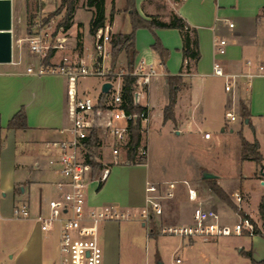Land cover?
Returning a JSON list of instances; mask_svg holds the SVG:
<instances>
[{"label":"crops","instance_id":"crops-1","mask_svg":"<svg viewBox=\"0 0 264 264\" xmlns=\"http://www.w3.org/2000/svg\"><path fill=\"white\" fill-rule=\"evenodd\" d=\"M10 1L11 22L15 16L25 21L29 0ZM114 1L109 10L105 3L109 33H129L131 22L126 19L129 15L119 7L123 0ZM112 5L115 11L109 20ZM135 7L146 20L156 17L166 23L173 14L182 17L195 29L200 53L191 71L182 72L173 121H164L163 108L168 103L165 75L178 74L185 64L181 33L177 28H154V35L169 51L163 66L151 47L153 35L146 28H137L134 66L154 71L141 97L149 123L158 118L162 124H169L172 133L185 136L192 148L203 145L212 151L218 147L223 133H234L238 138L241 134L247 141L258 143L262 160L259 164L251 159L242 160L239 138L238 167L229 172H220L199 160L181 176L160 180L151 175L147 164L111 165L100 187L90 184L88 201L91 205L115 203L122 209H131L133 216L124 221L105 223L101 264H158L159 261L162 264H250L245 252H250L253 259L261 260L264 238L259 234L244 231L218 238H183L161 233L158 229L162 225L190 223L196 202L188 199L183 180L197 190L199 200L204 196L213 202L221 223L232 224L239 220L236 211L213 195L208 183L201 178L203 171L215 174V183L239 210L251 217L253 224L262 228L258 205L264 192L259 182L264 172V76L257 73V66L264 64V0H135ZM79 10L85 9L76 8L72 23L64 34L67 52L72 51L75 41L76 45L80 41L83 57L86 34L93 42L89 32L91 11L85 10L87 16L81 18ZM22 11L23 19L20 17ZM39 11L42 12L41 5ZM230 22L233 27L228 26ZM218 38L227 42L223 55L215 52L214 41ZM11 55L10 62H0V264H53L57 258L59 224L42 231L36 216L39 210H46L48 199L55 195L53 183L60 178L57 165L49 162L57 157V150L50 143L67 136V81L57 75L27 74L28 60L21 64L22 57L13 54V35ZM29 59L33 64L37 62L32 55ZM216 59L225 73L240 75L234 96L224 91L223 77L212 72ZM117 62L126 66L123 51ZM110 83L118 90L122 87L120 77H114ZM240 102L248 113L246 118L240 114ZM228 107L234 108V121L225 117ZM21 108L27 127L8 129L9 120ZM205 132L210 133L209 138L204 137ZM245 162L251 166L243 173ZM147 181L178 182L174 195L163 201L162 214L155 219V237L149 236L150 222L145 223L136 212L144 205ZM237 192L240 201L235 199ZM21 203L27 204L28 217L13 215V207ZM134 224L143 228V232H133Z\"/></svg>","mask_w":264,"mask_h":264},{"label":"built area","instance_id":"built-area-1","mask_svg":"<svg viewBox=\"0 0 264 264\" xmlns=\"http://www.w3.org/2000/svg\"><path fill=\"white\" fill-rule=\"evenodd\" d=\"M47 24L42 19H34L30 32L25 37L29 51L38 57L35 64L26 66V73L35 76L57 75L67 81V136L52 141L50 145L57 150V157L50 160L58 167L60 178L53 183L55 195L48 199L46 210H39L36 219L42 231L49 230L55 223L59 224V238L57 243V258L53 264H101L103 227L106 222L129 219L133 216L131 209H122L115 203L104 205H91L88 202V190L94 183L98 188L106 180L111 165L131 164L126 158L127 142L129 137L128 124L130 121L140 120L141 140L136 147L135 164H146L148 149L142 140V133L147 132L149 126L148 111L141 104V97L154 71L135 65L132 74L136 76L135 89L132 92L133 105L145 107L138 114L127 113L121 89L111 86L109 91L101 98L93 100L84 92L77 89V81L88 76H102L109 74L110 66L106 67L105 60L110 56L109 26L98 28L93 34L91 64L83 61L81 49L78 53L64 52L68 49L67 37L62 27H58L55 35L47 33L44 27ZM233 27V23H228ZM227 42L224 38L214 41L215 52L223 55ZM49 49L54 52L47 63L43 62ZM60 56L53 61L57 53ZM80 54V55H79ZM107 70V71H106ZM127 71L120 69L112 71L113 77H120ZM214 75L223 77L224 91L234 96L238 86L239 74L225 73L218 59L213 62ZM257 73L264 76V64L257 66ZM111 74V75H112ZM250 77L248 85H250ZM111 82V80H105ZM225 117L234 121L236 115L234 108L225 110ZM98 130L99 144L95 147H104L103 141H109L110 161L102 162L94 158L103 166L94 178L91 177L92 165L87 160L89 153L86 141L90 139L93 128ZM210 133L205 132L204 137L209 138ZM125 151V157L123 156ZM263 171V169H262ZM264 188V176L259 178ZM187 187V196L190 201L196 202L192 211L191 221L188 224L174 226H159V232L177 235L183 238L208 237L218 238L226 235H239L246 231L253 233L251 217L239 218L232 224H223L218 214L210 206L198 199L197 190L188 181L183 180ZM177 181L151 182L145 184L144 205L140 208L138 216L149 223L162 214L163 201L174 195ZM236 201H240V194L235 193ZM15 217H28L30 215L27 204L21 203L13 207ZM150 227V226H149ZM151 230V227H150Z\"/></svg>","mask_w":264,"mask_h":264},{"label":"trees","instance_id":"trees-1","mask_svg":"<svg viewBox=\"0 0 264 264\" xmlns=\"http://www.w3.org/2000/svg\"><path fill=\"white\" fill-rule=\"evenodd\" d=\"M124 7L123 10L126 11L129 15V19L131 22V31L129 33L117 32V33H109V44H110V59L111 66L117 60L118 55L123 51L126 55V73L121 76V95L123 98V106L127 113L138 114L145 107L140 105H133L132 103V92L135 89L136 84V76L132 74L134 69L135 57L137 55V51L134 44V33L138 27H147L151 31L156 27H167V28H177L181 33L182 38V48L181 52L183 54V58L185 59V64L183 66V71L181 70L176 75H165V80L168 87V103L163 108V120H172L174 119L173 110L175 106L177 91L179 86L182 83V72H190L191 68L197 63L200 53L198 49V42L196 38V32L194 28H191L185 20L173 14L168 22H162L156 17H151L149 20L143 19L138 14L135 7V0H123ZM77 0H59L58 5L52 11L50 15H57L62 12V16L58 22V27H62L63 30H66L70 27L72 23V18L74 12L77 8L76 6ZM31 0L27 1V30L30 32L31 25L36 18L34 13L30 10ZM86 5L92 8V18L89 23V32L90 34H94L95 31L104 27L106 24V17L104 13V0H86ZM36 9V8H35ZM114 7L112 5L111 11L109 14V20H112L114 14ZM262 14L264 15V8L262 10ZM45 19V17H44ZM47 19V18H46ZM155 37V41L152 44V49L157 53L161 64L164 66L165 61L168 57L169 51L165 49L160 40ZM77 46L80 48V41L77 42ZM52 56V51H50L47 55V60ZM45 61L44 63H47ZM107 93V92H106ZM104 92L100 93V102L101 98L104 96ZM240 114L243 118L248 116L245 106L240 102ZM26 116L23 108L18 110L12 118L9 120L7 128H26ZM128 142H127V150H126V158L134 163L136 147L138 146L141 140V132H140V120L137 118L135 121H130L128 124ZM240 145H241V159H251L256 164H259L262 160L260 153L258 152V143L256 141L249 142L247 141L241 134L239 135ZM98 130L96 127L93 128L90 139L86 141V146L88 147L89 153L87 155V160L92 165L91 177L94 178L98 175L102 168V164L97 162L94 158L95 156V147L99 144ZM2 143L0 142V149ZM205 182L208 183V186L213 193V195L225 202L230 208L236 211L241 218L247 217L241 210L237 208L236 205L230 200L228 195L215 183L214 179H204ZM259 215L262 219V228L259 229L256 224H253V234H259L264 238V192L261 196L260 203L258 205ZM151 230L149 232V236L155 237L157 235L156 225L151 220L150 222ZM247 257L250 259V264H264V257L261 260L253 259L250 252H245ZM158 259V257H157Z\"/></svg>","mask_w":264,"mask_h":264},{"label":"rangeland","instance_id":"rangeland-1","mask_svg":"<svg viewBox=\"0 0 264 264\" xmlns=\"http://www.w3.org/2000/svg\"><path fill=\"white\" fill-rule=\"evenodd\" d=\"M58 3L59 0H31L29 7L31 12L34 13V15L36 16L35 19L37 18L42 19L44 23L47 24L44 27V29L46 30L47 33L52 32L53 36L55 35L56 30L58 28L57 25L62 16V12L57 15L49 16V14L52 13V11L56 8ZM105 3H107V10H109L110 3L115 4V1L104 0V13H105ZM40 5L42 12L39 11ZM76 6L77 8H82L91 11V18H92V8L86 5V0H77ZM119 7H121V11H123V7H124L123 1L120 3ZM85 10H79L78 14L81 18L82 15L84 17L87 16V12ZM26 14H27V9H26ZM23 16L24 15L22 11L20 13L21 19H23ZM127 18L129 17L126 16V19ZM123 28L126 27L123 26ZM138 28H146L147 30H149V32L153 35L155 41L154 28L152 31L147 27H138ZM28 33L29 32L27 30V15L25 17V21L24 20L20 21L18 17L15 16L13 18L12 28H11V34L13 35V54L15 57H18L19 55L22 57L23 61L21 64L24 63V60L25 61L28 60V64H33V62H31V60L29 59L31 55L33 57H36V61H38V57L29 51L27 41L25 40V37L28 35ZM71 48L72 51L78 53L77 50L78 47L76 45V41L71 46ZM50 51H52L53 54L54 49H49L48 53ZM64 52H67V50H65ZM91 53L94 54L92 50V38L90 35L86 34L83 44V61L87 65L91 64V59H90ZM59 56L60 54L58 52L55 58L53 59V61H57ZM79 57H81V55ZM46 58L43 59V62L50 61L51 57L48 60ZM117 60L113 66H111L110 56L105 60L104 63L106 64V67L110 66L109 74L106 75L105 77L88 76L78 79L77 81L78 91L80 93L84 92V94H87L93 100L97 99V97L101 93V87L105 82V80L106 79L112 80L114 78L112 71H119L120 69L126 70V66L119 64ZM222 135H223L222 140L219 142L218 147H216L213 151L210 149L206 150L205 146L203 145L200 148L199 147L192 148L188 144L187 138L185 136L176 135L172 133L169 124L166 123L162 124V122L158 118H153L151 123H149L147 132L144 131L142 133V140L146 144L148 149V160L146 164L150 168L149 171L151 175L154 176V178H158L160 180H167L169 178L178 177L181 176L187 170L191 169L190 167L193 166V164L199 163L200 162L199 160H202L203 163L207 164L208 166H211L214 169L219 170L220 172H229L233 170V168H237L239 161L238 160L239 138L234 133H223ZM103 144H105V146L101 148H96L95 153L99 161L109 162L111 156L109 141L105 140L103 141ZM124 157H125V151L123 150L122 158ZM119 163L125 164L123 162H119ZM249 165L250 163H246V162L243 164V169H242L243 173L245 171H248ZM202 201L217 212L215 205L213 204V202L209 201V199L203 196ZM139 210L140 209L136 210V212H139ZM133 219L136 220L137 218H133ZM122 221H124V219ZM153 222L156 223L155 220H153ZM124 223L127 222H121V224L125 225ZM131 229L133 232L134 231L137 233L138 231L143 232V228L139 227L137 224H134V226H132ZM102 240H103V236H102Z\"/></svg>","mask_w":264,"mask_h":264},{"label":"water","instance_id":"water-1","mask_svg":"<svg viewBox=\"0 0 264 264\" xmlns=\"http://www.w3.org/2000/svg\"><path fill=\"white\" fill-rule=\"evenodd\" d=\"M12 22H11V1L0 0V62L11 61V49H12V34H11ZM111 88V83L106 81L101 87V92H108ZM264 170V167H262ZM264 176V172L262 173ZM216 175L203 171L201 174L202 179H212ZM158 264H162L160 261Z\"/></svg>","mask_w":264,"mask_h":264}]
</instances>
